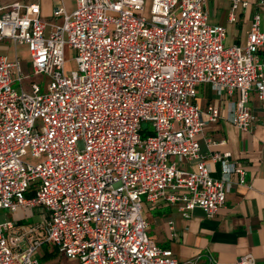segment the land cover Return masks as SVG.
Masks as SVG:
<instances>
[{"label":"built area","instance_id":"1","mask_svg":"<svg viewBox=\"0 0 264 264\" xmlns=\"http://www.w3.org/2000/svg\"><path fill=\"white\" fill-rule=\"evenodd\" d=\"M74 1L70 15L54 11L63 21L49 34L38 5L0 9V42L26 46L32 75L46 77L44 92L26 89L19 59L0 55V210L13 215L0 222V264H41L45 242L77 264H198L158 247L141 210L164 200L184 218L194 209L212 218L230 175L243 184L229 153L210 157L218 179L203 160L195 171L176 165L200 158L197 136L220 118L218 106L194 102L200 85L227 100V121L241 130L255 119L251 92L264 110L259 15L245 46H225V29L206 22L207 0ZM227 1L233 22L247 4ZM28 152L42 160L25 162ZM234 264L255 262L246 255Z\"/></svg>","mask_w":264,"mask_h":264},{"label":"crops","instance_id":"2","mask_svg":"<svg viewBox=\"0 0 264 264\" xmlns=\"http://www.w3.org/2000/svg\"><path fill=\"white\" fill-rule=\"evenodd\" d=\"M233 22L228 21L231 3L227 0H207L204 11L207 24L219 25L225 29L224 45L245 46L252 16L259 15V31L264 33V0H240ZM13 3L38 5L40 19L46 25L45 33L60 25L62 17H54L58 8L70 15L76 9L74 0H0V9ZM225 45V46H227ZM23 49L25 55H21ZM0 55L9 60L18 58L22 70L32 75L30 58L26 46H15L12 42H0ZM264 57V48L259 53ZM30 73V74H29ZM236 98V95L232 97ZM194 102L203 110L208 106L219 107L220 118L204 126L197 136L200 158L183 159L177 168L195 171L203 160L212 178L221 176L218 162L210 160L215 153H229V160L243 171V184L239 176L229 177L230 190L224 204L212 218H207L200 209H194L184 218L177 207L160 200L155 204L144 203L141 214L147 223L148 237L162 249H170L180 262L198 260L206 264H234L241 257L250 255L255 264H264V110L256 93L249 95V106L255 119L248 130H241L227 121V100L216 99L209 85H200ZM222 143V144H221Z\"/></svg>","mask_w":264,"mask_h":264},{"label":"rangeland","instance_id":"3","mask_svg":"<svg viewBox=\"0 0 264 264\" xmlns=\"http://www.w3.org/2000/svg\"><path fill=\"white\" fill-rule=\"evenodd\" d=\"M147 5H148V3H147ZM145 15H147V12H145ZM225 45H227V44H225ZM20 53H21V55H25L23 52V49L20 50ZM73 58H74L73 51L69 48H66V50H65V71L66 72H70L72 70H75V62H74ZM45 82H46V77L39 76V75L35 76V75L30 74V79L25 81L24 86L27 89L28 88L27 86L30 83H36L40 86L41 92H44L45 88H46ZM12 87L14 89L18 90L17 84H14ZM142 130L143 131L151 130L150 123H143L142 124ZM144 137H146L145 132L142 133V138H144ZM23 160L29 164H36V163H39L42 159L41 158H34L28 152L27 155L23 158ZM6 215L10 219H12V217H13V215L10 214L8 211L0 210V222L3 221V218ZM37 221H38V218L34 217V218H30L29 220H24L21 223L23 225H31ZM40 236H42V235H40ZM36 254H37L38 260L40 261L41 264H77L76 261L67 259L62 253H60L58 251V249L51 242L43 243L42 246L40 248H38Z\"/></svg>","mask_w":264,"mask_h":264}]
</instances>
